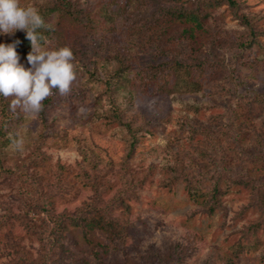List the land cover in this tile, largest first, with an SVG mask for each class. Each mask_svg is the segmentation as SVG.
<instances>
[{
	"label": "rangeland",
	"instance_id": "1",
	"mask_svg": "<svg viewBox=\"0 0 264 264\" xmlns=\"http://www.w3.org/2000/svg\"><path fill=\"white\" fill-rule=\"evenodd\" d=\"M44 1L52 0L20 3L33 6ZM78 1L94 9L114 7L110 0ZM237 1L241 13L255 20L258 31H264V0ZM126 23L118 18L108 28L99 27L93 39L75 45H71L70 27L64 25V34L45 44L49 50L72 49L76 80L67 96L54 94L45 111V126L38 117L13 112L9 134L22 137L25 145L23 152L10 150V144L5 149V166L20 172L0 177V223L8 221L7 227L0 228V264H18L20 252L37 257V243L13 218L24 214L25 204L31 203L23 180L34 178L45 193L55 196L57 212H74L94 200L104 205L125 188L133 189L128 207L113 212L129 225L127 242L102 264H157L153 253L170 257L173 262L169 264H264V205L260 204L264 198V106L248 108L242 97L250 91H264V37L259 38L260 46L246 52L245 62L234 63L229 47L216 48V56L229 73L236 70L234 78L209 81L199 94L122 88L116 104L122 120L139 138L133 157L126 159L129 134L102 118L109 106L105 96L99 98L104 90L100 82L115 66L112 55L127 53L133 45ZM208 27L211 35L218 33L232 41L244 31L227 5L212 12ZM16 33L0 34V43L10 44ZM148 45L134 55L131 77L148 65L170 59ZM208 50L202 47L203 54ZM16 51L20 63L30 67L27 56ZM33 158L43 166L31 163ZM185 175L195 177L205 190L214 179L221 177L225 182L231 177L254 180L262 191L258 196L251 188L231 185L220 197V208L209 215L189 197ZM173 176L179 179L172 181ZM253 233L257 248L234 256V248L252 241ZM66 245L74 256L65 264H80L81 259L97 264L79 231H72Z\"/></svg>",
	"mask_w": 264,
	"mask_h": 264
},
{
	"label": "trees",
	"instance_id": "2",
	"mask_svg": "<svg viewBox=\"0 0 264 264\" xmlns=\"http://www.w3.org/2000/svg\"><path fill=\"white\" fill-rule=\"evenodd\" d=\"M110 3L114 4V7L103 5L94 9L90 5H81L78 0H52L35 2L33 7L38 10L45 22L46 27L38 29L37 32L45 37L47 42H56L64 34V25L70 27L73 33L71 45H75L76 42L85 43L88 38L93 39L99 27L108 28V25L118 18L127 22L133 45L127 53L117 52L112 55L115 66L100 82L104 90L99 95V98L106 97L109 106L102 118L110 124L125 128L129 134L126 159L133 157L139 138L134 134L131 125L122 120L121 109L116 104L115 97L122 88L134 87L145 93L199 94L209 81L225 77L234 78L233 73L236 70L232 69L229 73L224 61L216 56V48L229 47L234 63H238L242 62L246 52L260 46L259 38L264 37V31L257 30L255 20L241 13L237 0H195L189 4L184 0H110ZM225 5L244 28V31L235 35V41L218 37V33L211 35L208 27L212 12ZM179 28L182 30L176 33L175 30ZM16 40L20 41L16 46L18 51L27 56L32 48L26 32L17 30L9 43ZM41 44L45 46L44 41H41ZM147 44L170 59L157 65H148L136 77H131L130 63L134 60L138 48H144ZM203 46H208V53L203 54ZM56 93L54 90V94ZM53 96L43 102L44 110L38 116L42 126L46 125L45 111L52 104ZM242 97L248 108L254 104L264 106V91H250ZM9 103V100L0 96V177L17 176L20 172L18 169L5 166V149L11 142L10 124L15 118L9 109ZM235 118V121L239 120L236 112ZM40 162L37 158L31 161L41 167L43 165ZM95 166L96 164L93 165ZM21 174L24 178L25 173L21 171ZM178 179L176 176L171 177L172 181ZM182 179L191 200L199 204L209 215L220 208V197L231 188V185L251 188L253 194L258 196L262 191L260 186L249 178L229 177L225 183L218 177L206 190L197 184L199 181L193 176L185 175ZM23 182L27 185L25 194L31 203L25 204L24 214L14 215L13 218L19 222L26 234L34 239L38 249L37 257L34 258L28 253L20 252L18 264H65L74 256L66 245L72 231L81 233L97 264H102L106 257L119 252L127 242L129 225L122 222L113 212L122 206L128 207L127 201L133 195V189L125 188L104 205L94 200L85 203L74 212H57L55 196L45 193L38 186V180L25 179ZM222 182L226 186L225 189L222 188ZM260 204L264 205V198L260 199ZM31 213L34 214V218L29 217ZM7 222L6 220L0 223V228L7 227ZM255 234H251L252 241L249 240L246 244L239 243L234 248V256L257 248L258 240ZM98 236H102L104 240H100ZM152 257L153 260L157 259V264L173 262L170 257L167 258L160 253H153ZM145 259L148 260L150 257ZM80 262L88 264L85 259H81Z\"/></svg>",
	"mask_w": 264,
	"mask_h": 264
},
{
	"label": "clouds",
	"instance_id": "3",
	"mask_svg": "<svg viewBox=\"0 0 264 264\" xmlns=\"http://www.w3.org/2000/svg\"><path fill=\"white\" fill-rule=\"evenodd\" d=\"M46 27L42 16L33 6H22L20 0H0V34L13 35L17 30L26 32L32 50L27 55L30 67L20 63L16 46L0 43V96L9 100V109L19 111L26 118L36 119L44 110L43 102L54 95L67 96L76 80L74 54L67 47L49 50L41 44L46 38L37 30ZM9 149L23 152L22 137L10 136Z\"/></svg>",
	"mask_w": 264,
	"mask_h": 264
}]
</instances>
